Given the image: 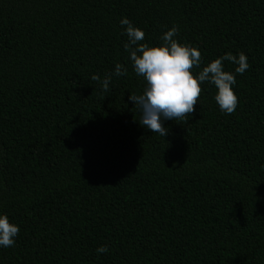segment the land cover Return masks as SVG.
<instances>
[{
    "label": "trees",
    "instance_id": "trees-1",
    "mask_svg": "<svg viewBox=\"0 0 264 264\" xmlns=\"http://www.w3.org/2000/svg\"><path fill=\"white\" fill-rule=\"evenodd\" d=\"M122 18L149 46L176 25L193 75L244 53L236 110L205 82L186 122L141 126ZM0 215V264H264V0H0Z\"/></svg>",
    "mask_w": 264,
    "mask_h": 264
},
{
    "label": "clouds",
    "instance_id": "clouds-1",
    "mask_svg": "<svg viewBox=\"0 0 264 264\" xmlns=\"http://www.w3.org/2000/svg\"><path fill=\"white\" fill-rule=\"evenodd\" d=\"M120 23L125 27L124 34L128 38L124 49L129 53L133 71L146 82L142 94H131L128 97L141 112V126L164 137L168 130L163 120L186 122L195 111L194 106L202 92L201 84L205 82L217 89L214 99L223 113L232 114L236 110L238 97L232 88L236 83L235 75L224 70L223 62L227 60L237 65L235 73L243 74L249 68L244 53H226L193 75L192 69L201 66V53L197 48L181 44L175 39L179 32L176 25L163 33L161 45L149 46L142 43L145 33L133 26L130 20L122 18ZM127 74V68L117 63L113 72L104 77L103 91L109 90L113 75L120 77ZM92 79L100 81L101 78L93 75ZM19 231V227L10 223L6 215H0V247H12ZM96 251L107 253L109 249L100 246Z\"/></svg>",
    "mask_w": 264,
    "mask_h": 264
}]
</instances>
